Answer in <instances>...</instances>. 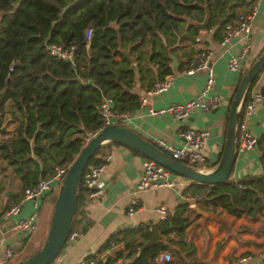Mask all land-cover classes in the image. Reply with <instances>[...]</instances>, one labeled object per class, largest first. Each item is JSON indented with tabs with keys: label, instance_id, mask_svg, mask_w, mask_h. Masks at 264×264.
<instances>
[{
	"label": "trees",
	"instance_id": "16d2710c",
	"mask_svg": "<svg viewBox=\"0 0 264 264\" xmlns=\"http://www.w3.org/2000/svg\"><path fill=\"white\" fill-rule=\"evenodd\" d=\"M251 4L252 0H0V91L4 92L0 113L3 118L13 115L8 126L14 128L13 135L0 139V159L20 180L21 192L48 175L53 166H69L86 134L100 127L101 94L112 99L115 110L128 113L138 106V97L131 91L135 73L146 80L148 89L171 72L170 55L197 34L196 28L185 26L184 17L200 21L205 7L206 29L215 26L214 38L219 39L224 25L233 24ZM87 28L91 29L88 42ZM50 43L72 45V62L50 56ZM118 44L129 49L133 61L117 50ZM187 56L181 52L179 69ZM255 79L244 93L237 124ZM107 143L111 142L101 144L87 164L97 161L95 155ZM188 181L183 195H199L203 209L219 207L248 221L264 219V171L235 181L227 177L216 184ZM75 193L76 210L84 193L81 176ZM192 212L180 203L174 214L150 223L149 229L139 224L112 234L100 250L137 233L146 239L138 249L124 255L116 252L115 257L134 255L128 264H152L157 252L167 251L176 258L173 264H209L193 256L194 247L185 238ZM98 264H112V260ZM244 264H264V253L258 261Z\"/></svg>",
	"mask_w": 264,
	"mask_h": 264
},
{
	"label": "crops",
	"instance_id": "0c3cea01",
	"mask_svg": "<svg viewBox=\"0 0 264 264\" xmlns=\"http://www.w3.org/2000/svg\"><path fill=\"white\" fill-rule=\"evenodd\" d=\"M185 26H187L186 21ZM214 30L215 26L197 30L194 36L198 38L197 41L194 38L185 40L181 49H176L170 55L171 72L169 74L172 75L170 86L163 92L147 97L146 105L136 106L128 112L127 120L123 124L136 131L143 139L150 141L151 138H158L174 145L180 143L177 135L179 122L167 114L150 115L147 108L149 105L154 109L163 108L170 103L184 102L192 98L202 87L205 74L202 72L182 73L181 70L185 63H182L179 69L178 57L181 52H185L188 55L186 58L190 59L200 47L209 49L213 59L211 64L214 75L212 91L219 95L221 103L212 110L191 114L184 122L186 126L206 129L209 132L202 149L206 161L199 167L200 171H208L214 167L221 152L220 145L224 141L229 102L243 72L264 47V0H256V15L250 33V51L238 70L226 69L225 62L229 52H223L218 44L219 39L214 38ZM230 45V52H236L239 47L238 39H231ZM181 59L183 61V57ZM134 75L131 91L139 97L144 95L147 82L138 79L137 73ZM263 87L264 67L256 76L252 89L260 90ZM247 127L257 137L258 142L247 152L235 153L228 175L234 181L243 175L259 174L264 171V137H262L264 135V108L256 105L247 120ZM105 153L109 154L110 158L99 176L102 191L96 198H86L82 209L83 221L75 219L74 222V228L77 229L79 237L74 243L64 244L57 256L56 264H76L80 259L94 254L100 257L101 262L109 259L112 260V264H128L134 255L130 258L115 257L116 252L124 255L128 251L137 250L139 244L146 240L144 237L135 233L121 240L118 239L105 250H100L101 244L130 223L154 224L157 222V214L154 211L157 204L164 205L166 208H175L184 197L182 192L189 181L185 178H175L178 184L174 188L163 187L139 193L140 210L127 216L125 207L129 197L133 194L145 157L115 142L103 145L98 155ZM55 192L53 188L42 195L40 210L43 203H46V209L41 215L39 210L36 230L32 234L23 236L10 232L8 228L11 223L30 212V203L24 201L18 213L6 214L8 207L5 208V206L15 204L21 196V182L11 168L5 164V161L0 159V230L4 231L6 236V240L0 242V252L3 245H10L15 251L22 253L25 248L31 249L42 244L47 231L48 207L52 204ZM17 195L16 202L12 203ZM209 211L214 212L217 218H207L202 223V218L192 212L190 223L184 232L186 240L194 247L193 256L197 260L209 264H225L229 257L235 255L262 256L264 253L263 218L248 221L243 217H234L219 207ZM242 227L247 228L241 229ZM120 242H125L126 248L122 249ZM253 260L258 261V258Z\"/></svg>",
	"mask_w": 264,
	"mask_h": 264
},
{
	"label": "built area",
	"instance_id": "2783aa9c",
	"mask_svg": "<svg viewBox=\"0 0 264 264\" xmlns=\"http://www.w3.org/2000/svg\"><path fill=\"white\" fill-rule=\"evenodd\" d=\"M255 15L256 0H252L248 12L238 14L233 24L227 23L223 27L218 44L223 52H229L225 62L226 69L229 71L238 70L250 51V33ZM90 34L91 29L87 28L84 33V39L86 42H88ZM235 38L239 41V47L236 52L232 53L230 52V41ZM194 39L195 41L198 40L197 37ZM73 50L74 47L72 45L64 46L61 44L50 43L47 46V51L50 56L70 63L72 62ZM212 61L211 51L207 48L200 47L194 55L186 61L181 72L184 74H192L195 72L204 73L205 81L202 87L192 98L184 102L170 103L163 108L157 109H154L149 105L147 108L150 115L159 116L167 114L173 120L179 122L177 135L180 139V143L174 145L158 138H151L150 142L175 160L197 170L199 169L197 164L206 160L202 149L209 132L206 129H195L186 126L184 125V122L191 114L212 110L221 103L219 95L212 91L214 81V75L211 68ZM171 79L172 75L167 74L162 79L154 82L150 88L145 90L144 95L138 97V107L148 103L147 97L165 91L170 86ZM256 105L264 108V92L251 89L241 110L240 122L236 126V137L233 148V151L236 154L247 152L257 144V137L252 134L247 127V120L253 113ZM97 113L100 117V127L94 132H88L84 137L82 144H84L102 127L109 124H124L128 117L127 112H119L115 110L112 99L105 94L100 95ZM95 156L97 161L86 164L81 173V185L84 188V193L79 200L74 215L75 219L81 221H83L82 209L86 198H96L102 191L99 176L110 158L107 153L102 155L97 154ZM67 167L68 166L65 165H55L52 167V170L48 175L39 177L35 183L23 188L19 200L7 208L6 214L14 215L18 213L20 206L24 201L30 203V212L26 216L13 221L8 228L10 232L25 236L32 234L36 230L42 195L51 191L53 188L56 189L58 185H60ZM175 178L176 176L163 166L149 158H144L141 164V173L134 187L133 194L127 201L125 214L131 216L140 210L141 204L138 197L139 193L156 188H174L178 184ZM183 198L185 199L188 208L192 205H197L201 200L199 195L184 196ZM154 211L157 214V221L164 220L174 214V208H166L161 204H157L154 207ZM139 224L146 225L147 229L151 226L150 223L139 222L130 223L124 228H136ZM78 237L79 233L77 229L71 227L66 237L65 244L74 243ZM3 240H6L5 232L0 230V242ZM120 244L121 248L124 249V242H120ZM20 254L21 252L15 251L12 246L3 245L0 252V264H11L17 260ZM251 260H253L251 255L240 254L229 257L225 264H244ZM99 261L100 257L94 254L80 259L76 264H98ZM173 262L174 257L167 251L157 252L152 260V264H173ZM56 263L57 257L51 264Z\"/></svg>",
	"mask_w": 264,
	"mask_h": 264
},
{
	"label": "water",
	"instance_id": "95a60500",
	"mask_svg": "<svg viewBox=\"0 0 264 264\" xmlns=\"http://www.w3.org/2000/svg\"><path fill=\"white\" fill-rule=\"evenodd\" d=\"M184 19L187 25H191L197 30H205L207 28L208 12L204 7V16L200 21L190 19L189 17H184ZM117 50L130 61H133L129 55L128 48L122 49L118 44ZM263 67L264 47L256 59L243 72L232 95L226 116L224 141L220 145L221 152L211 170L200 171L175 160L151 142L143 139L136 131L123 124H109L95 132V134L82 145L73 161L67 167L52 204L49 225L41 246L29 256L11 264H51L58 256L61 249L64 247L66 237L71 229V219L77 202V195L75 193L77 181L88 159L103 143L115 142L127 146L140 153L145 158L155 161L171 173L190 181L204 184L223 182L230 173L235 157L233 148L236 137L237 116L241 101L249 84L255 79ZM3 93V90H1L0 104L3 99ZM12 117L13 115L10 114L9 117L3 118L0 113V139L7 133L13 135L14 128L8 127ZM179 203L186 204V201L182 198ZM190 210L194 212V215L202 218V223L207 218H217L214 212L204 210L199 205L190 206Z\"/></svg>",
	"mask_w": 264,
	"mask_h": 264
},
{
	"label": "rangeland",
	"instance_id": "374dc122",
	"mask_svg": "<svg viewBox=\"0 0 264 264\" xmlns=\"http://www.w3.org/2000/svg\"><path fill=\"white\" fill-rule=\"evenodd\" d=\"M10 128V127H9ZM206 161V160H205ZM205 161L204 162H201V163H199V164H197V166L198 167H200V166H202V165H204L205 164ZM176 178H178V179H183V177H181V176H176ZM58 187H59V185H58ZM58 187L55 189L56 190V192H57V190H58ZM52 204H53V202H52ZM52 204H50V206L48 207L49 208V213L47 214V228H48V225H49V218H50V214H51V211H52ZM46 209V203H43L42 204V206H41V210H40V215L43 213V211ZM48 210V209H47ZM41 246V244H38L36 247H40ZM35 247V248H36ZM34 250V248H31V249H28V248H25L24 250H23V252L20 254V256L17 258V259H22V257H25V255H28V253H30V252H32ZM251 256H252V258L254 257V255L253 254H250ZM255 259L256 258H258V260L259 259H261V257L260 256H258V257H254ZM253 258V259H254ZM14 263V262H13Z\"/></svg>",
	"mask_w": 264,
	"mask_h": 264
}]
</instances>
